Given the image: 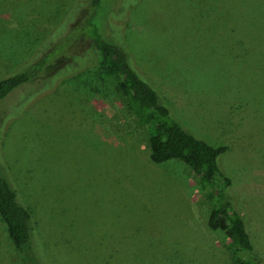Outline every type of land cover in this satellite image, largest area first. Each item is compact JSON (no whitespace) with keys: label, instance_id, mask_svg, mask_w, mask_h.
<instances>
[{"label":"rangeland","instance_id":"obj_1","mask_svg":"<svg viewBox=\"0 0 264 264\" xmlns=\"http://www.w3.org/2000/svg\"><path fill=\"white\" fill-rule=\"evenodd\" d=\"M90 24L185 128L230 146L220 164L264 264V0H0V79L54 44L40 79L0 101V161L42 263L235 264L199 178L152 161L156 141L102 79L92 40L60 50ZM0 264H28L1 216Z\"/></svg>","mask_w":264,"mask_h":264},{"label":"trees","instance_id":"obj_2","mask_svg":"<svg viewBox=\"0 0 264 264\" xmlns=\"http://www.w3.org/2000/svg\"><path fill=\"white\" fill-rule=\"evenodd\" d=\"M92 5L101 0H91ZM78 25H74L76 28ZM71 28L70 30L72 31ZM114 38L116 40V34ZM78 37L69 38L60 44V50L74 46L81 38H90L98 52V66L101 77L114 83L115 91L121 97L129 113L140 124L149 127L156 141L151 149V159L157 164L179 159L187 164L199 178L201 188L206 192L212 209L208 226L213 230L228 232L235 247L232 249L235 264H258L247 222L236 206V194L232 179L220 164V157L229 150V145H213L197 137L173 115L159 91L135 67L131 53L117 43L108 40L96 24L88 30H81ZM53 40L39 58L31 60L24 68L0 79V101L15 88L30 81H37L48 64H51ZM58 47V46H57ZM47 49V48H46ZM51 54V55H50ZM0 216L5 221L8 233L16 247L26 257L28 264H43L35 244V223L31 210L21 202L18 191L13 187L3 163L0 161Z\"/></svg>","mask_w":264,"mask_h":264}]
</instances>
